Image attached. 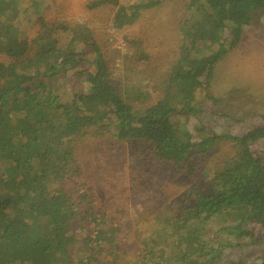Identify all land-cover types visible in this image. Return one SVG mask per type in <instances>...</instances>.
Instances as JSON below:
<instances>
[{
	"label": "trees",
	"instance_id": "1",
	"mask_svg": "<svg viewBox=\"0 0 264 264\" xmlns=\"http://www.w3.org/2000/svg\"><path fill=\"white\" fill-rule=\"evenodd\" d=\"M77 1L83 16L63 15ZM102 20L135 54V101L111 78ZM260 22L264 0H0V264H99L114 254L130 264L124 241L145 232L146 261L170 233L181 264H264V114L240 134L232 128L259 113L244 117L243 102L221 108L264 70V46L248 44L235 72L245 34ZM81 79L78 93L62 89ZM128 152L158 172V191L138 185L143 171ZM171 167L198 183L170 181ZM98 173L107 181H94ZM165 196L172 202L154 227ZM110 245L117 250L106 254Z\"/></svg>",
	"mask_w": 264,
	"mask_h": 264
},
{
	"label": "rangeland",
	"instance_id": "2",
	"mask_svg": "<svg viewBox=\"0 0 264 264\" xmlns=\"http://www.w3.org/2000/svg\"><path fill=\"white\" fill-rule=\"evenodd\" d=\"M27 2H28V0H20V7L24 6ZM81 2L77 1L72 9L67 8V10L64 12L63 15H65V16L70 15L72 19H74L76 17L75 14H80V16H83L85 10H84ZM86 13H87V15H86L87 18H92L93 20H95L92 17L93 15L89 14L88 11H86ZM20 19L24 24V28H23L24 36L28 37V38H34L32 36L34 35L33 31H34L35 27H33V25L28 21V17L25 14H21ZM102 22L104 23L103 20H102ZM107 24L108 23H104L103 25H101L97 30V34L99 35V39L104 44H111V47H110L109 52H108V57H109V60L111 61V78L115 84L117 83L118 85L121 86L122 90L126 94V97H131V98H129V100L131 99L130 101H135L132 99L136 95V92L133 91V88L135 86L134 84L139 83L138 79L142 78L139 73L137 74L134 72V74H131L129 63L135 54L132 52L130 53V49H131L130 43L128 41L124 40V38H123L124 33L121 32V30H119L118 28H114L115 25L112 22H109V27H107ZM91 25L94 26L93 24H91ZM258 27H264L263 22L258 23L257 26H255V29L253 30V32L249 31L245 34V40L246 41L243 43L245 45L242 47L241 52L236 57V59H240V62L235 67L236 73H240L239 68H241L242 65L244 64V62L242 61V54L245 50H247L248 44H251V46H253V47L264 46V38H263L264 35H263L262 31H260L258 29ZM227 32H230V30L228 29L226 31V33ZM252 38L254 40L251 41ZM258 42L260 43V45L258 44ZM81 45L82 44L79 43V44L75 45V47H80ZM156 49H159V46H157ZM140 63L141 62L137 60V67L138 68H140V66H141ZM234 63H235V60H233V64ZM248 76H249L250 82L253 83L252 87L247 86L246 91L249 94L247 92H244V93L238 92L237 93L238 96H234V97L228 99L225 102L224 106L221 107L223 110H226L228 112H230V110L237 111L238 110L237 107H239L240 103L243 102V106L246 109V112L242 113V115L244 117L247 114L252 116L253 112L259 113L258 117L252 116L254 119L249 121L248 123H242L241 125H236L232 128V130L234 132H238L240 134H245V133L249 134V132H251L253 127H254L253 125L259 123V121L262 120L261 115L264 114V100L261 98V96L264 97V70H262L261 72H251ZM246 78H248V77H246ZM220 79H222V78L220 77ZM236 79L241 80L242 76L240 75V76L236 77ZM70 83L71 84L64 85L62 87V89H64L66 91V93H68V94L73 93V92L78 93L80 90L84 89V87H83L84 79H81L78 82L77 81H71ZM229 83H230V85H232L231 81H229ZM223 87L224 86H222V88ZM245 93H247L248 95H246ZM253 102H255V105L253 104ZM239 117H241V116H239ZM179 122L187 131L188 124H187L186 117H182V119H180ZM13 124H15L14 121H13ZM49 138H50V135L48 133H46L44 136V139L46 141H48ZM79 142H82V141H79ZM120 145L121 144L116 143L115 139H114L113 146H115V149L120 151L121 150V148H119ZM263 146H264V144H263ZM19 152H21V151L19 150ZM88 155L89 154L85 153V157L82 156V159H84V165L88 168V170L93 171L95 169V165H90L92 162H90V163L86 162V161H89ZM128 158H129L130 162L132 163V165L136 167V171H139L142 168L146 167V162H144L142 164V167H141V165L135 164L133 162L135 157L132 156L131 153H129ZM37 166L35 167V169H37ZM11 168H13V167H10L9 169H11ZM155 169H158L157 165L156 164L151 165V170H155ZM158 170L159 171L165 170V167L161 166ZM132 171H134V170H132ZM142 171H143V178L140 181H138V185L142 188H144L145 186H150L152 189L155 188L158 191V189H159L158 183L151 185V183L156 180L155 175L158 172H149V171H146L144 169H142ZM169 171L170 172H167V176L169 177L170 181H182L184 183H189V184L198 183L197 178H192V177H185L184 179L176 178L172 167ZM130 173H131V171H130ZM196 176L200 179L199 184L206 191H208L209 190V185L207 182L208 179L206 181V177L204 175V172L202 170H200L196 174ZM130 178H131V175L128 179L130 180ZM92 179L94 181L102 182V183L107 181L105 179V176L102 175L101 173L93 174ZM145 182L149 183V184L147 185ZM171 183H174V182H171ZM162 191L167 193V187H162ZM171 202H172L171 200H167V196H165V198L163 197L161 204L167 205V208L163 207L161 214L154 221L155 222L154 227H156V221L161 222L164 218H166V215L168 213V210H167L168 204ZM149 224H150V222L149 223L143 222V225L146 227L149 226ZM73 225L75 226L74 228H76V229L80 228L78 226L79 225L78 222H75ZM214 228H215V225H213V229L210 228L208 230L207 233L209 236H211L212 235L211 233L214 232ZM146 233L147 232H145L144 234H140V235L134 234L132 237H130L131 240H129V241L125 240L124 241V244L127 246L125 248H123L121 253L124 255L125 258L129 259L128 263L130 262V264H146V263L147 264H181V262L179 260H183V257H182V255H180V253H178L177 259H176L177 254L170 255L172 253L171 252L172 240H174V235H172L170 233H168L167 236H165V234L163 235L162 239H165V240L161 242L162 246L159 247L157 251L155 250L156 252H154V254L150 256V257L153 256V259L146 261V258L142 256V253L143 254L146 253V250L143 248V246L145 245V242L148 240V238H146ZM219 242L221 243V241H219L218 239H215V237L212 236V243L218 244ZM116 250L117 249H116L115 245H113V246L110 245L106 254H110L112 251L116 252ZM167 255L169 256L168 259H167ZM125 258H123V260ZM120 263L121 262L116 257V254H114V255L105 256L103 258V263H99V264H120Z\"/></svg>",
	"mask_w": 264,
	"mask_h": 264
}]
</instances>
